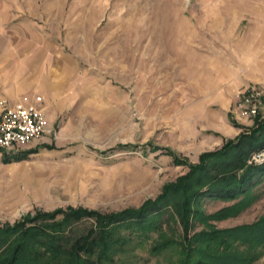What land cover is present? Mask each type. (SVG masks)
<instances>
[{
	"label": "rangeland",
	"instance_id": "rangeland-1",
	"mask_svg": "<svg viewBox=\"0 0 264 264\" xmlns=\"http://www.w3.org/2000/svg\"><path fill=\"white\" fill-rule=\"evenodd\" d=\"M201 4L195 0H0V16L7 11L21 22L22 31L38 33L50 42L74 67L78 80L63 92L59 112L49 105L57 111L48 134L45 128L41 138L10 156L0 151L2 159L43 146L54 148L43 153L45 157L36 156L37 152L27 155L25 160L36 162L30 172L36 199L26 198L25 211L20 213V208L1 218L0 225L36 210L71 207L109 213L138 208L187 172L161 148L196 163L201 153L221 147V138L208 134L213 111L220 107L205 104L202 90L193 87L190 71L191 37L205 41L206 34L175 30V25L188 29L191 9ZM127 144L137 148L117 149ZM150 144L159 149L148 152ZM252 191L258 200L249 208L211 224L227 229L255 222L264 214V177ZM230 204L205 199L202 208L212 214ZM195 224V232L203 228ZM149 264L165 263L151 259ZM255 264H264V258Z\"/></svg>",
	"mask_w": 264,
	"mask_h": 264
},
{
	"label": "trees",
	"instance_id": "trees-1",
	"mask_svg": "<svg viewBox=\"0 0 264 264\" xmlns=\"http://www.w3.org/2000/svg\"><path fill=\"white\" fill-rule=\"evenodd\" d=\"M253 121L218 149L198 155L196 163L161 148L187 172L138 208L109 213L71 207L36 210L1 224L0 264H149L151 259L165 264H255L264 258V214L233 228L211 224L237 217L258 200L252 190L264 177V162L251 159L264 150V118ZM157 149L150 144L148 152ZM31 153L3 155L2 162L25 160ZM205 199L231 204L206 214ZM195 223L203 225L198 232Z\"/></svg>",
	"mask_w": 264,
	"mask_h": 264
},
{
	"label": "crops",
	"instance_id": "crops-1",
	"mask_svg": "<svg viewBox=\"0 0 264 264\" xmlns=\"http://www.w3.org/2000/svg\"><path fill=\"white\" fill-rule=\"evenodd\" d=\"M195 1L204 5L191 9L189 28L175 25V30L206 34L205 41L191 37V78L193 87L202 90L205 104L220 107L212 110L215 113L208 123V134L221 138L223 143L235 138L241 127L254 123L239 116L235 110L237 98L251 84L264 89V0ZM1 12L5 15L0 16V103L5 100L12 105L25 98L42 111L48 134L55 123L53 114L60 111L63 92L78 82L77 73L50 42L38 33L29 35V30L22 31L20 21L16 22L7 11ZM36 97L40 98L39 103L34 102ZM40 149L34 150L38 157L54 148ZM35 165L29 160L3 163L0 154V219L12 216L20 208L23 213L27 206L24 200L36 199L30 174Z\"/></svg>",
	"mask_w": 264,
	"mask_h": 264
},
{
	"label": "built area",
	"instance_id": "built-area-1",
	"mask_svg": "<svg viewBox=\"0 0 264 264\" xmlns=\"http://www.w3.org/2000/svg\"><path fill=\"white\" fill-rule=\"evenodd\" d=\"M34 102L39 103L40 98H34ZM235 110L239 116L250 120L264 118V89L249 85L237 98ZM45 127L42 111L28 104L25 98L12 105L5 100L0 103V151L10 152L27 146L43 136ZM251 160L263 163L264 150L254 154Z\"/></svg>",
	"mask_w": 264,
	"mask_h": 264
}]
</instances>
